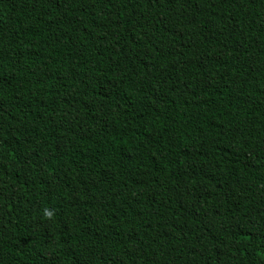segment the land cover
I'll return each mask as SVG.
<instances>
[{"label":"trees","instance_id":"16d2710c","mask_svg":"<svg viewBox=\"0 0 264 264\" xmlns=\"http://www.w3.org/2000/svg\"><path fill=\"white\" fill-rule=\"evenodd\" d=\"M0 264H264V0H0Z\"/></svg>","mask_w":264,"mask_h":264}]
</instances>
